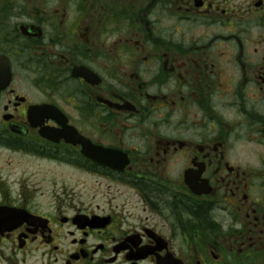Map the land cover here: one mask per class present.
I'll return each instance as SVG.
<instances>
[{"label": "flooded vegetation", "instance_id": "obj_1", "mask_svg": "<svg viewBox=\"0 0 264 264\" xmlns=\"http://www.w3.org/2000/svg\"><path fill=\"white\" fill-rule=\"evenodd\" d=\"M0 62V264H264V0H0Z\"/></svg>", "mask_w": 264, "mask_h": 264}, {"label": "water", "instance_id": "obj_2", "mask_svg": "<svg viewBox=\"0 0 264 264\" xmlns=\"http://www.w3.org/2000/svg\"><path fill=\"white\" fill-rule=\"evenodd\" d=\"M8 78H9V74H8L7 66L5 64L4 65L0 64V90L6 86Z\"/></svg>", "mask_w": 264, "mask_h": 264}, {"label": "rangeland", "instance_id": "obj_3", "mask_svg": "<svg viewBox=\"0 0 264 264\" xmlns=\"http://www.w3.org/2000/svg\"><path fill=\"white\" fill-rule=\"evenodd\" d=\"M43 172H44V174L45 175H48V174H51L52 173V171H51V168L49 167V166H47V167H43ZM58 172H62V171H58ZM67 172V171H66ZM67 175H72V174H70V173H65V176H67ZM47 180H46V184H45V188L48 186L47 185ZM49 188H50V186H49ZM45 190V189H44Z\"/></svg>", "mask_w": 264, "mask_h": 264}]
</instances>
